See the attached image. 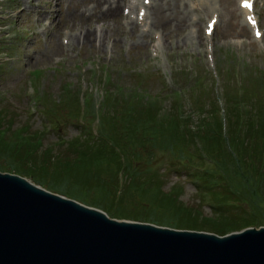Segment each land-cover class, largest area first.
<instances>
[{"label":"rangeland","instance_id":"1","mask_svg":"<svg viewBox=\"0 0 264 264\" xmlns=\"http://www.w3.org/2000/svg\"><path fill=\"white\" fill-rule=\"evenodd\" d=\"M95 2L0 0V110H6L9 122H0L6 133L2 140L28 139L42 153L38 155L44 171L37 172L43 173L46 185L55 187L57 194L60 189L89 198L93 194L87 190L79 194L70 182L56 180L50 161L52 157L73 160L77 149L71 143L75 138L85 143L89 135L99 137V121L111 115L103 95L108 98L121 87L132 91L142 88L156 101L157 118H165L181 102L184 112L194 117L190 114L196 98L203 99L208 113L209 102L214 101L224 110L229 98L243 95L249 78L264 73V38L261 46L248 31L239 0H152V24L146 33L133 29L120 11L109 19L88 20L95 6L101 7L98 11L109 6L105 0L98 5ZM194 2H200L199 11ZM159 6L163 10L157 18ZM215 11L220 13V24L213 39L216 62L211 68L203 29ZM258 13L263 15L264 9ZM179 21L181 25H177ZM88 30L95 35L94 43L78 40V35ZM68 39L70 46L64 45ZM173 91L181 92V102L166 95ZM197 120L195 116L192 121L196 124ZM113 122L119 130L123 126L120 120ZM149 144L135 150L140 157L136 160L138 171L150 166L157 171L164 191L178 184L186 205L212 216L215 206L211 195L206 188L199 193L194 179L197 169L212 168L211 162L188 168V162L181 160H188L193 150L175 147V153ZM32 163L39 166L38 160ZM0 165L13 173L16 158L0 149ZM24 165L33 172L30 160ZM220 183L226 185L225 181Z\"/></svg>","mask_w":264,"mask_h":264},{"label":"trees","instance_id":"2","mask_svg":"<svg viewBox=\"0 0 264 264\" xmlns=\"http://www.w3.org/2000/svg\"><path fill=\"white\" fill-rule=\"evenodd\" d=\"M247 82L248 88H242L243 95L229 98L224 112L214 101L209 102L208 113L203 99L196 98L190 114L198 116L196 124L192 121L194 117L184 112L180 92L166 93L174 95L182 104L174 106L163 119L157 118L158 105L145 89L132 91L121 87L108 98L103 95L107 102L105 109L109 107L111 115L99 121V137L89 135L85 143L75 138L71 143L77 149L73 160L50 158L56 180L70 182L76 193L85 194L83 191L87 190L86 193L93 195L89 198L60 189L58 193L98 208L114 219L180 230L226 236L249 227L264 226V73ZM3 110L6 111L0 110V122L4 119L8 122ZM116 120L123 124L120 130L113 122ZM5 134L0 126V149L16 158L13 173L55 192V187L42 180L43 173L37 172L44 171L38 155L42 154L40 149L26 138L4 141ZM146 144L175 153V147L195 150L189 152L188 160H181L188 162L185 166L188 168V165L211 162L212 168H202L203 171L195 167L199 172L194 179L199 193L207 189L206 193L211 195L215 206L212 216L207 217L186 205L178 184L164 191L157 171L150 166L144 172L138 171L136 160L140 157L135 150ZM28 160L34 166L33 172L24 165ZM33 160H38V167ZM0 171L10 172V168L0 165Z\"/></svg>","mask_w":264,"mask_h":264},{"label":"water","instance_id":"3","mask_svg":"<svg viewBox=\"0 0 264 264\" xmlns=\"http://www.w3.org/2000/svg\"><path fill=\"white\" fill-rule=\"evenodd\" d=\"M0 264H264V227L220 237L117 220L0 171Z\"/></svg>","mask_w":264,"mask_h":264},{"label":"bare ground","instance_id":"4","mask_svg":"<svg viewBox=\"0 0 264 264\" xmlns=\"http://www.w3.org/2000/svg\"><path fill=\"white\" fill-rule=\"evenodd\" d=\"M100 1H102V0H97V2H95V4L96 5H98V3L100 2ZM105 1H107V3H109V6H108V8L107 9H105V10H101V11H98V10H100L101 9V7H99V6H95L94 7V13L93 14H91L90 16H89V19L88 20H90V18H95V19H102V18H104V19H109V18H112V17H114V16H116V13H118V11H119V9L121 8V2H120V0H105ZM110 1H112V4H111V2ZM159 1V0H158ZM160 1H165V0H160ZM242 2V1H241ZM241 2H240V4H241ZM159 9L156 11V14H155V16L158 18V16H159V14H160V12L163 10L162 9V7H158ZM242 12L243 13H247L245 10H242ZM157 21L158 20H155V22L157 23ZM182 24V22L181 21H179L178 23H177V25H181ZM168 25V23H165L164 24V26L166 27ZM64 30V29H63ZM94 34L90 31V30H88V31H86L85 33H81V34H79L78 35V40L79 41H82L83 43H85V42H87V41H89V42H91V43H94L95 42V40H94ZM101 37V36H100ZM99 37V38H100ZM76 37H74V39H75Z\"/></svg>","mask_w":264,"mask_h":264}]
</instances>
